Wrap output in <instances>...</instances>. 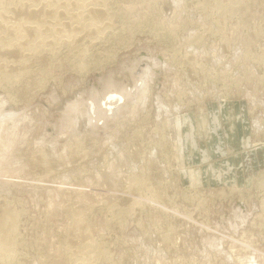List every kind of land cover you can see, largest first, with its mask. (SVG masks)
<instances>
[{"label": "rangeland", "instance_id": "1", "mask_svg": "<svg viewBox=\"0 0 264 264\" xmlns=\"http://www.w3.org/2000/svg\"><path fill=\"white\" fill-rule=\"evenodd\" d=\"M97 1L104 33L0 57V264H264V0Z\"/></svg>", "mask_w": 264, "mask_h": 264}, {"label": "bare ground", "instance_id": "2", "mask_svg": "<svg viewBox=\"0 0 264 264\" xmlns=\"http://www.w3.org/2000/svg\"><path fill=\"white\" fill-rule=\"evenodd\" d=\"M0 6V8L3 7V10L0 12V57L5 60L3 63L6 70H21L29 64V61L33 56L53 52L58 44H66L69 46L77 45L76 43H79L81 40L84 41L88 35L94 33L99 34L100 32L104 33L105 31H103V29L105 30V27H108L107 25H109L108 21H105L108 18L107 11L97 0H0ZM78 47L77 49H79ZM32 64H34V62H32ZM21 74V72H18L15 76L19 77ZM129 74L132 75L131 69L129 70ZM147 77L152 79V70H150V68L148 69ZM103 78L105 77L103 76ZM134 81L135 78L133 82ZM147 81L145 82L147 83ZM118 90L119 91L111 89L110 92L115 93H107L104 96L93 99L88 98L91 99L90 103L88 100H82L77 101L75 105L72 104L75 107L74 110L77 108L76 111H78V109L81 108V111L87 113L89 117L86 118L95 119V123H92L90 127V132L93 134L99 129H102L96 120L99 121L103 117L105 120V126H107L108 123L117 118L125 108L132 105L131 103L135 100L138 92L137 91L136 94L132 95V91H128L124 87H121ZM83 95L80 94L82 97ZM102 100H104L103 107L100 105ZM119 102L124 103L121 105ZM81 115H83V113ZM67 125V122L63 123V129L66 128ZM67 128H69L68 130H71V127ZM64 135L67 136L68 133ZM56 140L58 139L56 138ZM12 228H10V230ZM7 234L9 233L7 232ZM5 243H3L2 245L4 246H2L0 242V260H3V253H5L6 247L8 246H6L7 243ZM2 255L3 257L1 258ZM7 257H9V253ZM81 264L90 263L83 262Z\"/></svg>", "mask_w": 264, "mask_h": 264}]
</instances>
